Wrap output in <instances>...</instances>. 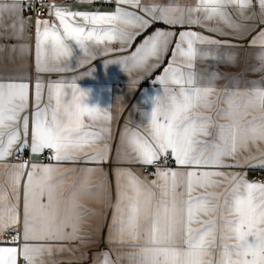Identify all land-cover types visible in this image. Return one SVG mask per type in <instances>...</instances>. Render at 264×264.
<instances>
[{
  "label": "snow or ice",
  "instance_id": "snow-or-ice-1",
  "mask_svg": "<svg viewBox=\"0 0 264 264\" xmlns=\"http://www.w3.org/2000/svg\"><path fill=\"white\" fill-rule=\"evenodd\" d=\"M103 2L115 7L73 10L52 0L46 18L37 12L38 73L67 71L101 51H125L155 22L187 29L177 34L157 28L130 55L108 62L121 64L130 76L163 69L152 81L159 87L145 101L142 126L125 127L121 133L117 158L148 167L171 157L177 168H157L151 181L131 170H116L109 242L137 250L115 258L104 250L93 264H121L124 259L129 264H264V180L249 181L246 173L220 170L264 169V85L218 89L214 81L221 78L219 72L202 83L204 78L194 71L198 59L235 66L246 40L247 47L260 49L259 67L252 70L264 72V0H194L183 6ZM31 8L32 0H0V39H23V13ZM193 25L224 38L189 30ZM115 43L118 48L112 47ZM200 46L235 51L213 55ZM7 47L21 55L26 50L22 44ZM137 83L129 81L130 86ZM43 88L37 78L29 116L30 84L24 79L0 81V174L7 177V187L0 184V264H18L21 258L25 264H47L54 253L72 251L66 242L87 245L90 237L81 235L82 225L92 210L80 198L95 196L101 202L108 192L106 176L100 186H91L87 177L98 171L94 168L81 169L85 177L66 185L74 169L63 166L108 160L110 111L85 103L87 93L75 83L50 82L46 102ZM25 151L33 156L48 151L53 163H8ZM125 189H143L144 195L126 202Z\"/></svg>",
  "mask_w": 264,
  "mask_h": 264
},
{
  "label": "crops",
  "instance_id": "crops-1",
  "mask_svg": "<svg viewBox=\"0 0 264 264\" xmlns=\"http://www.w3.org/2000/svg\"><path fill=\"white\" fill-rule=\"evenodd\" d=\"M52 2V0H49ZM57 3H67L73 10H90L101 9L110 10L115 7L113 3H104L103 0H99L97 3H86L84 0H56ZM145 2H154L159 4L167 3H179L180 5L192 4L194 0H145ZM23 16L26 20L23 39H0V81L7 80H20L24 79L30 84V104L28 108V114L31 116L32 112V93L34 92V84L37 78H39L44 85L43 99L47 101V85L50 82L61 81L66 86H70L73 83L87 93L84 102L89 106H98L101 108H108L111 113V130L112 139L110 142V151L108 153V160L106 162L86 163L77 162L65 163L64 168H73L74 171L68 175L64 183L68 186L72 184H78L84 177L85 173L81 171L84 168H94L98 171L88 175V180L91 186L97 188L101 184V179L106 176L107 178V196L101 202H98L95 196L93 197H81L80 202L85 204L88 209L92 210V214H89L82 225L84 232L81 235H87L90 237V241L87 245L81 244L79 241L66 242L67 247L72 249L71 252L63 251L54 253L53 257L48 260L47 264H93L94 257L104 251L108 250L112 253V257L119 253L120 255H126L128 253L135 252L137 249L130 245H119L109 242L110 228L113 225V212L116 204V170L125 169L131 170L141 180L151 181L156 179L153 175L155 171L149 175L142 173L144 166L136 163H132L126 160H119L117 158V147L120 145L121 133L125 127L129 129H136L138 126H142L144 120V111L148 108L145 101L155 94L156 88L159 85H153L152 81L155 76L162 73V67L155 70L150 76H146L144 73L133 72L131 76L123 70V67L119 63H108L110 61H117L120 58L130 55L135 50L137 44H139L145 35H150L157 28L163 30L173 31L179 33L182 30H186L187 26L171 27L162 21L153 23L142 36L137 38L131 48L125 51L115 52H99L93 59L83 64L70 67L69 70L63 72H37L35 68V21L32 16ZM31 18L30 21L28 18ZM201 33L205 36H212L216 39H223L215 33L208 32L204 27L193 25L189 29ZM254 34V33H253ZM175 37L173 38V45L175 43ZM245 47L237 59L235 66H230L225 63H220L212 59H198L195 63L194 71L204 79L202 83L207 82V78L210 77L213 71L220 73L221 78L214 81L215 86L218 89H232V88H251L252 82L264 85V72L253 71L252 69L259 67V61L257 60V53L260 51L258 47H247V41H243ZM25 45L26 50L21 55L19 52H12L7 46L10 45ZM113 48H118L119 44L112 45ZM204 50L210 52L213 55L220 53H226L228 49H216L213 46H200ZM170 56V52H169ZM168 57L165 58V65L167 64ZM144 77V78H141ZM131 79H138L139 83L135 86H130L129 81ZM223 123V121H220ZM142 130V127H141ZM29 152V151H28ZM30 158L37 163L49 164L53 163L50 160L41 161L40 155L33 156L30 152ZM247 155V153H245ZM231 162V161H229ZM8 163L15 164L21 163L17 161L15 155H13ZM159 168L176 169L177 165L173 160L172 165H164ZM183 170V169H181ZM225 172H239L246 173L247 179L250 181L251 173L264 170L259 168H249L247 166L237 168H224L220 169ZM26 178V177H25ZM0 184L7 187V177L0 174ZM67 191V188L65 189ZM156 196L159 197V189H155ZM219 191V189L217 190ZM101 196H104L103 189L101 188ZM144 195L143 189L137 192H129L125 189L124 196L127 202L129 197H141ZM20 215L21 223L23 219V180L20 186ZM22 232V226H21ZM22 242V241H21ZM143 243V239L138 241ZM18 264H25V261L21 258ZM121 264H129L127 259L121 261Z\"/></svg>",
  "mask_w": 264,
  "mask_h": 264
},
{
  "label": "built area",
  "instance_id": "built-area-1",
  "mask_svg": "<svg viewBox=\"0 0 264 264\" xmlns=\"http://www.w3.org/2000/svg\"><path fill=\"white\" fill-rule=\"evenodd\" d=\"M33 2V8L28 9L24 11L25 15H30L32 16L33 21L36 20L37 18V12H39V16L41 19L47 17V5L51 3L49 0H32ZM49 156V152L45 151L43 154L40 155L41 161H47L49 160L47 157ZM15 158L17 161L20 160V162H24L25 160L31 162L30 154L28 151L23 152L21 155H15ZM173 164V159L169 157L168 160H161L155 165L148 166V167H143L142 168V173L145 175L152 174L157 168L164 166V165H172ZM264 180V170H258L250 175V181H261ZM4 239L7 240L9 239L8 235L4 236Z\"/></svg>",
  "mask_w": 264,
  "mask_h": 264
},
{
  "label": "clouds",
  "instance_id": "clouds-1",
  "mask_svg": "<svg viewBox=\"0 0 264 264\" xmlns=\"http://www.w3.org/2000/svg\"><path fill=\"white\" fill-rule=\"evenodd\" d=\"M122 212H123V208H122L121 214H122Z\"/></svg>",
  "mask_w": 264,
  "mask_h": 264
}]
</instances>
